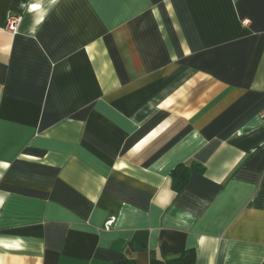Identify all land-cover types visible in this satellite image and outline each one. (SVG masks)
Instances as JSON below:
<instances>
[{
  "label": "crops",
  "instance_id": "obj_1",
  "mask_svg": "<svg viewBox=\"0 0 264 264\" xmlns=\"http://www.w3.org/2000/svg\"><path fill=\"white\" fill-rule=\"evenodd\" d=\"M191 249L264 264V0H0V264Z\"/></svg>",
  "mask_w": 264,
  "mask_h": 264
},
{
  "label": "trees",
  "instance_id": "obj_2",
  "mask_svg": "<svg viewBox=\"0 0 264 264\" xmlns=\"http://www.w3.org/2000/svg\"><path fill=\"white\" fill-rule=\"evenodd\" d=\"M200 165L194 163L191 165H179L172 171L173 178V187L177 192H181L184 190L186 185L189 182L191 174L195 170H200ZM196 254L193 249L185 251L180 256L170 259L166 262V264H195ZM122 264H134L131 260H126Z\"/></svg>",
  "mask_w": 264,
  "mask_h": 264
},
{
  "label": "built area",
  "instance_id": "obj_3",
  "mask_svg": "<svg viewBox=\"0 0 264 264\" xmlns=\"http://www.w3.org/2000/svg\"><path fill=\"white\" fill-rule=\"evenodd\" d=\"M21 19L16 18V17H11L8 20L7 28L12 32V33H17L18 32V27L20 24ZM245 24H248V21H245Z\"/></svg>",
  "mask_w": 264,
  "mask_h": 264
}]
</instances>
